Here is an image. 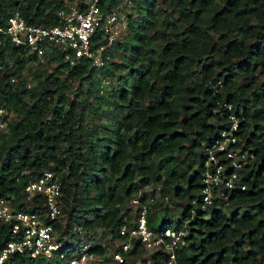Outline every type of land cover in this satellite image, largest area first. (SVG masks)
Segmentation results:
<instances>
[{
	"label": "trees",
	"instance_id": "obj_1",
	"mask_svg": "<svg viewBox=\"0 0 264 264\" xmlns=\"http://www.w3.org/2000/svg\"><path fill=\"white\" fill-rule=\"evenodd\" d=\"M69 1L0 0V28L13 11L31 23L55 24L56 10ZM116 1L99 5L105 10ZM162 4L134 0L127 35L108 47L111 58L100 69L85 58L68 65L58 50L49 53L43 63L51 72L35 87L10 83V75L37 58L0 32V106L15 112L0 134V198L23 208L22 187L49 170L60 183L58 237L71 249L81 240L71 227L80 225L90 248L102 254L140 204L160 205L154 197L166 196L185 202L176 223L166 207L161 217L146 207L145 216L154 229H186L176 264H264V0ZM115 49L122 58L112 61ZM101 76L109 79L105 94L98 90ZM76 80L95 85L87 92L96 104L82 98ZM230 115L237 122L232 145L251 156L239 171L246 188L226 192L225 200L215 196L201 210L203 147L227 132ZM101 229L104 242L96 235ZM9 238V226L0 224V248ZM143 252L135 240L128 256ZM164 258L153 251L137 264ZM11 260L47 264L25 253Z\"/></svg>",
	"mask_w": 264,
	"mask_h": 264
},
{
	"label": "built area",
	"instance_id": "obj_2",
	"mask_svg": "<svg viewBox=\"0 0 264 264\" xmlns=\"http://www.w3.org/2000/svg\"><path fill=\"white\" fill-rule=\"evenodd\" d=\"M101 0H71L56 10L57 23L36 24L26 21L18 11H13L4 28H0L14 45L24 46L29 53L43 62L49 53L58 50L61 60L74 65L85 58L96 69L110 60L108 47L127 33L128 16L134 0H117L105 10ZM109 79L101 76L98 90L103 92ZM10 110L0 106V134L7 133ZM230 125L210 146H204L206 158L200 176V209L210 206L215 196L226 199V192L246 188L239 171L251 157L247 151L233 146L236 137L232 133L236 118L229 116ZM20 203L16 208L11 201L0 198V224L8 225L11 233L0 248V264H22L11 260L14 255L25 253L30 258H41L47 264H104L107 260L116 264L126 262L135 240L147 253L161 251L164 264H176L175 252L186 244L184 226H165L154 229L146 221V206L139 205L137 216L119 226V237L114 247L100 254L91 249L90 242L83 238L84 229L73 225L71 231L81 239L68 250L65 240L58 237L53 223L63 217L59 204L61 195L57 177L44 169L38 177L22 187ZM36 199L37 202L33 203ZM167 200V197H164ZM137 204V198L130 199ZM226 203V202H225ZM36 207V209H31ZM43 264V263H38Z\"/></svg>",
	"mask_w": 264,
	"mask_h": 264
},
{
	"label": "rangeland",
	"instance_id": "obj_3",
	"mask_svg": "<svg viewBox=\"0 0 264 264\" xmlns=\"http://www.w3.org/2000/svg\"><path fill=\"white\" fill-rule=\"evenodd\" d=\"M159 4L163 5V1L164 0H157ZM127 34H124L123 37H126ZM112 51V50H111ZM112 61L113 60H118L121 59L122 57V52L119 49H115L112 51ZM51 72V67L47 64V63H43L40 62L38 59L37 60H30L27 61L24 68L21 69L20 71H16L13 75H10V83L13 86H18V87H22V86H38V83L40 81H43L45 76L47 75V73ZM99 73H105L107 72V69L104 68L103 70L98 71ZM125 71L122 72H118L116 73V76H112L113 80L112 83H115L117 80V77L119 76V73H121V75L124 74ZM60 77H62V75H59ZM75 86L80 85V91L82 92V98L84 100H89L91 101L93 104H96V100L93 99V95L88 94V90L91 91V93H93V91H95V85H89V83L85 80H76L74 82ZM78 87V86H77ZM109 89V87L106 89V91ZM103 94H105V91L103 92ZM15 117V112L14 110H10V118ZM99 115H94L93 119L95 121L98 120ZM100 127L101 129H105L106 128V122L105 120H101L100 121ZM153 204H160V205H156L153 206L152 204H148V206L146 205V207L149 209H151V211L157 213L156 215H159L161 217L162 215V208L166 207V211L168 213V216L171 217V219H173V223L177 222V214L179 212V210L182 208V206L185 205L184 201H178L176 199H167V200H163L162 198L158 197V195L156 194V196L154 197V200L152 202ZM132 207L134 208L135 206L132 205ZM160 207V209H159ZM160 219V218H159ZM132 220V219H131ZM158 220V219H157ZM98 237H102L103 242L105 240L108 239V236L105 232H103V230H99L96 234ZM89 238L91 239L92 236H89ZM73 240H75V237L73 238ZM111 247V245H108V248ZM147 252H143L141 254L138 255H134V256H128L125 264H137L139 263V261L142 258H145L147 256ZM104 264H116L113 261L107 260L106 262H104Z\"/></svg>",
	"mask_w": 264,
	"mask_h": 264
}]
</instances>
